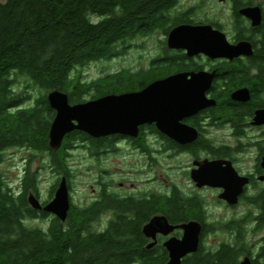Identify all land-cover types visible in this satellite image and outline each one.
Returning a JSON list of instances; mask_svg holds the SVG:
<instances>
[{
    "label": "flooded vegetation",
    "instance_id": "obj_1",
    "mask_svg": "<svg viewBox=\"0 0 264 264\" xmlns=\"http://www.w3.org/2000/svg\"><path fill=\"white\" fill-rule=\"evenodd\" d=\"M195 1L190 5L175 0L168 12L156 15V19L161 20L159 23L130 43L129 50L147 48L150 42L149 47L154 50L148 65L129 70L150 72L153 76L82 78L89 86L80 100L72 102L65 93L68 103L74 105L106 95L138 92L178 73H187L190 78L191 73L208 71L214 72V77L205 94L214 104L197 105L194 111L181 106L176 111L168 109L167 114L160 113L155 104L153 114L141 115L133 122L135 127L125 128L134 134L116 132L94 137L76 129L69 131L56 149L65 151L62 168L58 166L60 160L53 158L50 150L42 151L48 156L49 169L46 170L54 179H51L48 196L43 198L36 177L38 188L29 190L27 200L28 195H34L42 208H34L28 202L35 210L28 222L48 224L52 218H58L43 207L52 199L59 181L65 178L70 206L95 211L90 219L92 226L132 224L140 227L144 249L158 248L166 252L164 264L169 259L165 241L181 239L183 227L189 223L199 226L198 247L184 255L181 264H190L187 262L197 256L200 264H240L245 259L250 264H264V122L254 121L256 112L264 109V91L255 95L248 84L258 74L257 63L248 60L250 55L211 59L203 53L189 56L185 49L170 47L168 35L179 25L210 24L218 28L214 21L200 15L207 0ZM220 1L229 5L232 17L235 9L259 5L264 22V7L260 2L242 0L252 4L239 7V0ZM240 40L243 39L236 35L229 41ZM243 88L248 90L249 99H234L232 94ZM48 93L46 100L53 112L52 123L56 111L49 105ZM227 100L230 115L226 114ZM74 151L84 155L74 156L81 161L75 162V168L71 166ZM83 162L86 163L83 169L92 177V191L89 199L74 202L72 177L79 170L78 164ZM28 172L35 174L26 161L19 187ZM207 192L212 195L207 196ZM159 197L167 199V208L160 207ZM156 219H165L170 228L168 234L157 232L151 237L144 233V227ZM213 230L220 237L210 243Z\"/></svg>",
    "mask_w": 264,
    "mask_h": 264
},
{
    "label": "trees",
    "instance_id": "obj_2",
    "mask_svg": "<svg viewBox=\"0 0 264 264\" xmlns=\"http://www.w3.org/2000/svg\"><path fill=\"white\" fill-rule=\"evenodd\" d=\"M240 7L243 3L239 0ZM175 0H4L0 3V163L12 148L50 150L63 167L64 149L48 146L53 112L46 94L66 92L74 102L87 92L83 69L120 57L141 33L159 23ZM235 9L238 39L249 40L258 74L249 86L264 91V22L251 26ZM215 25L220 26L214 22ZM247 32V33H246ZM108 76L144 77L150 72L122 69ZM20 79L23 85H19ZM22 86V87H20ZM230 103L229 100L225 103ZM226 114L230 107L226 105ZM52 149V150H51ZM29 172L15 190L0 172V264H164L166 252L143 247L140 227L110 226L97 230L94 210L72 205L64 221L52 218L46 228L30 226L35 215L27 194L36 191ZM160 207L167 199L159 197ZM45 214V213H44ZM94 228V229H92ZM187 263L200 264L199 258Z\"/></svg>",
    "mask_w": 264,
    "mask_h": 264
},
{
    "label": "water",
    "instance_id": "obj_3",
    "mask_svg": "<svg viewBox=\"0 0 264 264\" xmlns=\"http://www.w3.org/2000/svg\"><path fill=\"white\" fill-rule=\"evenodd\" d=\"M238 12L247 18L253 27L260 25L263 20L259 5L241 7ZM168 45L172 48L185 49L189 56L203 53L211 59L219 57L233 59L253 53L249 40L243 39L231 43L222 30L210 24L179 25L170 31ZM188 76L187 73H178L155 81L138 92L106 95L74 105L68 103L65 92L56 89L50 91L48 102L55 109L56 115L49 129V147L58 149L64 135L74 129L94 137L116 132L134 134L125 128L135 127L133 122L139 116L153 114L155 104H158L160 113L166 114L168 109L176 111L181 106L184 109L187 108V111H194L199 107L197 105L200 107L213 105L214 101L208 99L205 92L211 85L214 72L200 71L191 73L190 78ZM178 86H184V89H177ZM232 97L246 101L250 96L248 90L243 88L236 90ZM254 121L255 123L264 122V109L256 112ZM164 132L169 134L167 131ZM175 134L178 133L175 132ZM187 140L190 139L187 138ZM28 202L34 208H42L38 199L32 194L28 195ZM69 206L68 187L66 179L62 178L52 199L44 205L43 210L64 221ZM183 230L181 239L170 238L164 243L169 255L167 264H181V258L184 255L197 250L199 226L189 223L183 227ZM143 231L146 235L154 237L157 232L168 234L170 228L165 219H156L146 225ZM151 245L152 243L149 244ZM240 264H250V262L245 259Z\"/></svg>",
    "mask_w": 264,
    "mask_h": 264
},
{
    "label": "rangeland",
    "instance_id": "obj_4",
    "mask_svg": "<svg viewBox=\"0 0 264 264\" xmlns=\"http://www.w3.org/2000/svg\"><path fill=\"white\" fill-rule=\"evenodd\" d=\"M4 0H0V3ZM255 2L262 3L264 7V0H254ZM195 0H183V3L194 4ZM200 14L202 17L207 18L210 21L218 23L220 26L218 28L222 30L228 40H231L232 37L237 35V31L234 25V20L231 15L230 7L227 3L220 0H207L206 4ZM247 33V32H246ZM150 42L147 44V48H133L129 50L126 54L115 57L110 60H101L95 63L90 64L83 69V78L91 79L99 76H106L110 73H115L121 69H131L140 68L147 66L151 56L153 54L154 48L149 47ZM19 85H23V80H19ZM22 87V86H20ZM87 97V96H86ZM74 156L82 157L84 156L81 152L74 151L71 159L72 164L75 168V162H81L80 160H75ZM46 157V160H45ZM48 156L45 152L34 151L33 149L28 148H12L8 149L4 153V160L0 163V172L3 175V178L8 183L9 186L18 189L20 185V179L23 176V168L26 161L30 162V169L36 174L37 179L39 180L40 191L43 198L48 196L47 191L52 182L51 179H54V175H51L47 172L46 168L49 169L48 165ZM45 161H47L45 163ZM79 170L76 173L75 177H72V199L74 202L80 200L89 199L92 191V177L89 171H86V163L83 162L78 164ZM207 196L212 195L210 192H207ZM30 226H39L41 228H46V222H28ZM94 228L97 230H102L103 227L94 225ZM92 228V229H94ZM220 237L219 233L216 230H213L210 234L209 240L210 243L214 239Z\"/></svg>",
    "mask_w": 264,
    "mask_h": 264
},
{
    "label": "bare ground",
    "instance_id": "obj_5",
    "mask_svg": "<svg viewBox=\"0 0 264 264\" xmlns=\"http://www.w3.org/2000/svg\"><path fill=\"white\" fill-rule=\"evenodd\" d=\"M77 130V129H76ZM68 133V132H67Z\"/></svg>",
    "mask_w": 264,
    "mask_h": 264
}]
</instances>
